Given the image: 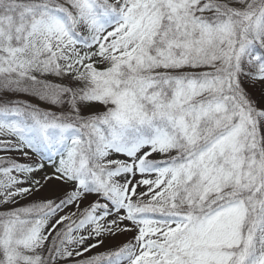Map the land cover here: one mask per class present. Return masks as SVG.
I'll list each match as a JSON object with an SVG mask.
<instances>
[{
  "label": "snow or ice",
  "instance_id": "snow-or-ice-1",
  "mask_svg": "<svg viewBox=\"0 0 264 264\" xmlns=\"http://www.w3.org/2000/svg\"><path fill=\"white\" fill-rule=\"evenodd\" d=\"M0 264H264V0H0Z\"/></svg>",
  "mask_w": 264,
  "mask_h": 264
},
{
  "label": "rangeland",
  "instance_id": "rangeland-1",
  "mask_svg": "<svg viewBox=\"0 0 264 264\" xmlns=\"http://www.w3.org/2000/svg\"><path fill=\"white\" fill-rule=\"evenodd\" d=\"M259 97V94L257 93V98ZM49 193L42 192L41 195H48ZM131 238V234H126V235H120L117 237H113L109 239L106 243V247H112L118 244H121L122 242L128 240ZM104 249H100V251H103Z\"/></svg>",
  "mask_w": 264,
  "mask_h": 264
}]
</instances>
